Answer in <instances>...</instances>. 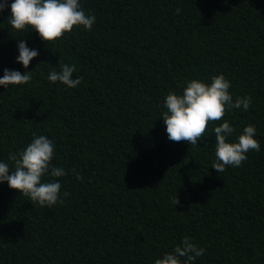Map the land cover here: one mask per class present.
I'll return each mask as SVG.
<instances>
[{
  "label": "trees",
  "instance_id": "1",
  "mask_svg": "<svg viewBox=\"0 0 264 264\" xmlns=\"http://www.w3.org/2000/svg\"><path fill=\"white\" fill-rule=\"evenodd\" d=\"M80 3L92 29L47 44L0 12V76L32 71L0 87V160L36 133L67 172L44 178L67 193L52 207L0 184V264H154L185 236L205 249L195 264H264V0ZM21 39L39 51L27 69L15 59ZM60 64L75 65L81 84L48 81ZM221 73L249 109L209 122L197 146L170 141L166 94ZM224 119L237 134L255 126L261 150L218 173L210 130Z\"/></svg>",
  "mask_w": 264,
  "mask_h": 264
},
{
  "label": "clouds",
  "instance_id": "2",
  "mask_svg": "<svg viewBox=\"0 0 264 264\" xmlns=\"http://www.w3.org/2000/svg\"><path fill=\"white\" fill-rule=\"evenodd\" d=\"M180 6L178 4L177 8ZM6 8L10 12L9 24L13 29L30 28L46 44L71 32L74 26H82L89 31L96 21L94 15L85 13L80 0H0V12ZM17 51L16 63L25 69L39 55V51L29 48L23 39L19 41ZM76 71L75 65L60 64L59 70L50 71L47 79L53 83L60 82L68 88H76L82 82V77L73 78ZM31 72L22 74L19 70L5 68L0 76V87L27 84L32 79ZM230 87L231 82L221 73L210 77V82L188 80L181 93L169 91L163 100L165 110L160 114L166 126L167 138L197 146L204 139L207 124L221 121L226 110L242 108L247 111L251 98L244 96L234 100L229 92ZM210 132L215 137V160L211 167L218 173L225 171L226 166H241L250 150H261L259 141L255 139L256 128L251 124L237 134L234 126L224 119L218 126L212 127ZM232 137L234 139H230ZM54 153L55 145L51 139L33 133L31 141L22 150L9 152L8 162L0 160V184L6 182L10 189L18 190L41 207L63 203L62 195L67 196V193L61 194L59 179H44L67 175L63 167L52 164ZM174 203H178L177 198ZM204 252V248L185 236L171 252L156 258L154 264H195Z\"/></svg>",
  "mask_w": 264,
  "mask_h": 264
}]
</instances>
